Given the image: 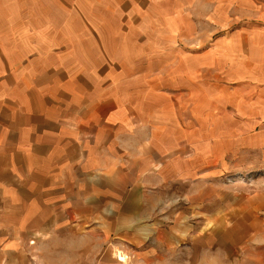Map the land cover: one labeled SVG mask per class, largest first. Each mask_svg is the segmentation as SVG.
<instances>
[{
	"label": "crops",
	"instance_id": "1",
	"mask_svg": "<svg viewBox=\"0 0 264 264\" xmlns=\"http://www.w3.org/2000/svg\"><path fill=\"white\" fill-rule=\"evenodd\" d=\"M220 2L223 18L243 6L0 0V264H122L124 243L136 260L168 250L190 177L170 103L224 119L225 150L264 151V16L202 53L168 43L193 18H219Z\"/></svg>",
	"mask_w": 264,
	"mask_h": 264
},
{
	"label": "rangeland",
	"instance_id": "2",
	"mask_svg": "<svg viewBox=\"0 0 264 264\" xmlns=\"http://www.w3.org/2000/svg\"><path fill=\"white\" fill-rule=\"evenodd\" d=\"M238 1L243 6L233 4L232 18H223L225 2H220L216 7L219 18H193L195 23H184V39H169V46L202 53L213 43L223 41L227 32L239 29L242 18L252 21L259 18L257 15L264 16V0ZM200 10H204L203 5ZM202 75L209 77L205 69ZM192 89L189 82L185 93L191 94ZM169 94L174 92L169 89ZM204 95L208 96L202 92ZM179 115L176 104L173 110L170 103L168 133L174 141L186 137L183 158L190 174L181 185L184 194L178 199L184 204L179 214V232H168L174 244L165 250L168 241H160L165 251L145 248L146 257L136 260L133 255L138 251L126 248L124 252V243L119 251L122 255L116 253L118 261L122 256L126 264H264V151H242L235 143L232 150H225V137L219 135L224 119H211L203 112L195 120L191 111ZM192 146L198 149L193 154L189 151ZM194 157H200L199 162L188 163ZM105 249L113 250L111 246ZM149 250L151 255L147 256ZM124 255L133 259L128 262Z\"/></svg>",
	"mask_w": 264,
	"mask_h": 264
},
{
	"label": "bare ground",
	"instance_id": "3",
	"mask_svg": "<svg viewBox=\"0 0 264 264\" xmlns=\"http://www.w3.org/2000/svg\"><path fill=\"white\" fill-rule=\"evenodd\" d=\"M121 260L125 261V259L123 257H121Z\"/></svg>",
	"mask_w": 264,
	"mask_h": 264
}]
</instances>
